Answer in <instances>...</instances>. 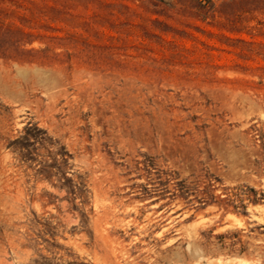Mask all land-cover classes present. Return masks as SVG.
Segmentation results:
<instances>
[{
  "label": "rangeland",
  "instance_id": "1",
  "mask_svg": "<svg viewBox=\"0 0 264 264\" xmlns=\"http://www.w3.org/2000/svg\"><path fill=\"white\" fill-rule=\"evenodd\" d=\"M0 264H264V0H0Z\"/></svg>",
  "mask_w": 264,
  "mask_h": 264
},
{
  "label": "trees",
  "instance_id": "2",
  "mask_svg": "<svg viewBox=\"0 0 264 264\" xmlns=\"http://www.w3.org/2000/svg\"><path fill=\"white\" fill-rule=\"evenodd\" d=\"M251 189L254 191V188H251ZM256 201H258V200H256V199L253 200V202H256Z\"/></svg>",
  "mask_w": 264,
  "mask_h": 264
}]
</instances>
